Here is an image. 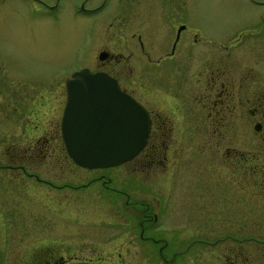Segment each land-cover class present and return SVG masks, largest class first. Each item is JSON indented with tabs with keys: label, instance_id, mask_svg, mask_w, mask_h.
<instances>
[{
	"label": "flooded vegetation",
	"instance_id": "af4514ba",
	"mask_svg": "<svg viewBox=\"0 0 264 264\" xmlns=\"http://www.w3.org/2000/svg\"><path fill=\"white\" fill-rule=\"evenodd\" d=\"M242 1L249 12L242 17L241 26L228 25L225 34L216 35L204 34L197 24L195 17L199 9L193 0H0L9 19L18 22L53 21L66 6L72 14L94 16L112 4L111 14L99 22L100 30L104 26L110 28L104 43L97 42L91 64L78 67L102 70L114 77L122 91L144 105L150 118L147 147L130 161L115 166L85 168L77 165L62 142L60 120L56 131L42 130L45 131L43 136L40 134L35 142L26 143L22 149L6 148L7 161L1 166L6 171L8 184L16 179L34 182L30 190L44 188L45 197L51 202L71 205L63 212L69 216L64 223L87 228L81 235L67 233L72 235L71 240L23 239L10 245L9 236L4 237L5 243L2 240L0 243V264H97L99 260L81 258L78 252L134 247H140L151 257L156 252L162 261H169L163 255L169 246V232L161 227L160 219L162 213L164 216L171 213L173 200L183 196L180 185L171 177L177 176L178 170L191 166L199 171L224 173L242 170L247 178L229 179L228 182L243 181L257 185V193L264 191L261 190L264 187V67L261 66L264 61V0ZM200 40L219 42V45L204 52L197 45ZM240 42L247 44L241 54L235 51ZM219 50L224 57L219 55ZM96 56L98 61H94ZM219 62L223 66H219ZM139 68L147 70L144 95L138 92V85L143 82L137 78L138 83L135 82L134 76L124 71ZM63 94L64 104L65 86ZM144 96L148 104L142 103ZM172 108L178 110L173 112ZM236 122L253 125L252 130H247V126L241 131L232 130ZM224 125L231 130L220 129ZM31 132L39 133L37 130ZM57 137L67 163H57L58 149L46 143ZM226 138L230 140V144H222L226 158L216 161L218 144ZM185 140L189 148L211 146L209 162L192 163L191 158L196 153L189 148L182 149ZM43 156L55 161L47 163L45 170L50 167L72 171L76 167L85 170L86 175L77 183L48 179L42 174L40 161ZM194 182L200 186L206 184L202 178ZM143 187L146 190L140 189ZM64 189H67L65 194L61 192ZM141 191L147 194L137 196ZM76 202L81 209H95L96 217L82 221L80 213L84 211H74ZM87 202L91 204L85 205ZM173 212L180 215L178 210ZM45 213L50 217H45ZM61 213L40 210L37 215L41 218L36 222L43 231L53 233L57 231L53 226H57L58 218H66ZM50 224L48 230L42 226ZM227 249L229 255L217 260L216 264H259L250 258L248 249L233 245ZM261 255L256 253L255 257Z\"/></svg>",
	"mask_w": 264,
	"mask_h": 264
},
{
	"label": "rangeland",
	"instance_id": "374dc122",
	"mask_svg": "<svg viewBox=\"0 0 264 264\" xmlns=\"http://www.w3.org/2000/svg\"><path fill=\"white\" fill-rule=\"evenodd\" d=\"M193 2L197 5L196 9H199L195 17L196 22L204 34L223 35L228 25L241 26L242 17H246L249 12L243 6L242 0H193ZM5 10L6 7L4 9L1 5L0 243L1 240L5 243L4 237L7 239L8 236L10 245L21 242L23 239L71 240L72 235L67 233L78 232L81 235L82 230L87 228L80 229L64 223V220H69L67 218L69 216L63 212H67L69 210L67 206L71 205L51 202L46 198L47 196L45 197L44 188L43 190L38 188L37 192L30 190L29 187L34 183L32 181L16 179L8 184L6 171L1 165L7 161L4 156L6 148L22 149L27 145L26 143L35 142L40 134L43 136L46 130L55 129L56 131L63 106L65 78L79 65L92 63L93 49L98 41L104 43L105 34L110 29L104 26L100 30L99 22L111 14L113 6L107 5L94 16L72 14L70 8L66 6L59 11L56 20L33 22L9 19ZM214 39L218 41L216 37ZM197 45L205 52L219 45V42L200 40ZM246 45L242 42L237 43L235 51L241 54L245 51ZM220 51L219 55L224 57L222 56L224 53L221 55ZM228 51H231V48ZM94 61H98L97 56ZM203 62H205L204 57ZM219 66L223 65L219 62ZM261 66L264 67V61ZM124 71L134 76L135 82L138 83V80L143 82V84L139 82L138 92L144 95V83H148L147 70L139 68V70ZM141 99L142 103L148 104L145 96ZM177 110L178 108H172L173 112ZM244 126L247 125L236 122L232 130L241 131ZM252 126H247L246 129L251 131ZM225 127L224 125V128L220 129L231 130ZM31 130H37L39 133H30ZM42 130L45 131L42 132ZM38 142H40L39 139ZM229 142L228 138L220 140L216 161L220 162L226 158L222 144L227 145L230 144ZM236 142L242 144V141ZM46 143L58 149L57 163L68 162L62 153L61 141L58 137L46 140ZM187 148L189 146L185 140L182 149ZM189 149L192 153H196L191 158L192 163L198 165V163L209 162L211 146L198 145L196 148L192 146ZM40 162L43 167L42 174L57 182L70 180L77 183L86 175L85 170L76 167H73L72 171L50 167L45 170L48 168L47 163H55L49 156H43ZM197 178L204 179L206 184L203 186L196 184L194 180ZM238 178L239 180L247 178L246 173L242 170L231 173L199 171L193 166L186 170H178L177 176L171 177L177 185H180L183 196L176 197L173 200L174 205L171 206V213L165 216L162 213L160 219L161 227H165L169 232V246L163 252L165 258L169 259L167 262L162 261L156 252L151 257L150 253L141 250L140 247L123 248L117 251L98 248L78 252L82 254L79 257L85 256L99 260L97 264H216L217 260H222L225 255H229L230 250L227 248L233 245L248 249V254L252 256L250 258L256 259L259 264H264V248L263 250L259 248L264 246V191L257 193V185L243 181L228 182L229 179L237 180ZM134 182L137 183V181ZM138 184L142 183L138 182ZM140 189L146 190L145 187ZM261 190H264V187ZM54 192L56 191H50V193ZM61 192L65 194L67 189ZM95 194L98 193L95 192ZM146 194L147 192L141 191L136 195ZM88 203L84 204H91ZM77 204L79 203L73 204L74 211H84L80 213L82 221L96 217L95 209H81L76 206ZM40 210L62 212L61 214L66 218L63 216L58 218L57 226H53V228L57 227V231L50 233L48 229H51V224L42 225L45 230H48L43 231L40 224L36 222V220L40 221L38 218L41 217L37 215ZM174 210H178L180 215L177 212L174 213ZM44 216L48 214L45 213ZM91 229L89 227V230ZM256 253L262 255L255 257ZM253 262L256 263L255 260Z\"/></svg>",
	"mask_w": 264,
	"mask_h": 264
},
{
	"label": "water",
	"instance_id": "95a60500",
	"mask_svg": "<svg viewBox=\"0 0 264 264\" xmlns=\"http://www.w3.org/2000/svg\"><path fill=\"white\" fill-rule=\"evenodd\" d=\"M66 101L60 128L68 155L95 168L132 159L149 133L146 109L102 71L78 68L65 79Z\"/></svg>",
	"mask_w": 264,
	"mask_h": 264
}]
</instances>
